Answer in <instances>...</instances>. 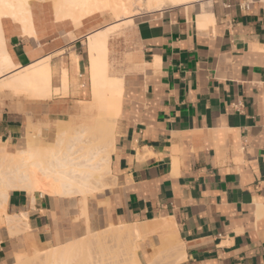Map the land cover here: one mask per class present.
Returning a JSON list of instances; mask_svg holds the SVG:
<instances>
[{"label":"crops","instance_id":"crops-1","mask_svg":"<svg viewBox=\"0 0 264 264\" xmlns=\"http://www.w3.org/2000/svg\"><path fill=\"white\" fill-rule=\"evenodd\" d=\"M197 7L146 12L114 41L126 53L110 154L114 186L95 213L107 227L171 219L184 253L177 264H264V0H211L203 25ZM50 9L31 4L34 35L1 21L13 70L45 57L51 69L49 98L0 94L6 152L24 145L29 119L54 128L89 99L86 35L106 24L84 19L76 28ZM62 68L63 96L53 90ZM40 194L9 192L7 213H25L27 229L11 237L0 228V264L86 234L73 222V196ZM141 239L136 254L148 264L160 237Z\"/></svg>","mask_w":264,"mask_h":264},{"label":"bare ground","instance_id":"bare-ground-1","mask_svg":"<svg viewBox=\"0 0 264 264\" xmlns=\"http://www.w3.org/2000/svg\"><path fill=\"white\" fill-rule=\"evenodd\" d=\"M32 1H36L37 5L47 3L53 10L55 20H69L76 28L84 19L90 21L109 15L116 18V21L86 35L89 99L82 101L80 112L71 120V125L69 127L65 125L67 129L62 126L65 130L46 144L41 135V127L47 126L48 123L32 127L28 120L27 126L32 127L34 131L25 135L22 147L15 152H6L4 144L0 145V228H5L11 237L27 229L25 213H7V198L11 190L25 191L28 195L35 192L50 196L80 194L77 202L80 204L82 215L88 221L85 194L94 189L97 192V188L105 191L112 185V181H109L112 177L110 154L114 145L115 123L120 111L123 78L111 73L108 55L109 38L117 27L125 25L121 34L127 35L126 30L128 32V28L133 24L135 12L158 11L180 5L199 6L197 20L202 25L203 19H207L208 16L211 19L210 12L207 13L205 9V5L210 4L211 0H0V88L17 96L24 94L28 99L51 96V69L48 57L13 70L15 64L6 50L1 21L5 18L15 22L22 29V33L34 35L30 12ZM61 71V87L53 90L63 96L67 95V75L65 69L62 68ZM67 131L71 133L68 137ZM170 220L156 219L146 224L110 225L100 231L90 230L86 222V234L81 238L68 239L67 242L44 248L43 251L33 247V254L34 257L40 258V261L37 259L38 264L47 261L48 264H73L74 261H78L81 256L79 254L84 255L82 259L80 257L79 262L74 263L117 264L115 261L120 259L122 264H140L136 254L138 240L148 234H157L161 244L157 255L148 260V264H165L170 259L172 263L166 264H174L176 260L183 259L184 253L180 242L170 238L169 234L176 236L175 227ZM106 239L107 241L111 239L110 242L116 241L119 247L116 246V250H113L112 246L109 248L111 252L106 247ZM103 244L105 246L102 247ZM91 245H97L98 248L95 246L97 251H93ZM115 251L117 256L112 254ZM109 253L113 256L111 257ZM22 258L20 253H16L13 264H20ZM167 258L169 260L165 262Z\"/></svg>","mask_w":264,"mask_h":264},{"label":"rangeland","instance_id":"rangeland-1","mask_svg":"<svg viewBox=\"0 0 264 264\" xmlns=\"http://www.w3.org/2000/svg\"><path fill=\"white\" fill-rule=\"evenodd\" d=\"M32 3H37L36 1H32ZM44 5L45 3H41L40 5ZM45 7H46V9H48V10H51L50 9V6L49 5H47V3L45 4ZM136 14H135V16L133 17V21H134V19L135 18H139V17H141V16H143L146 12H135ZM55 17V16H54ZM116 18H114V17H112V16H109V15H107V16H105V17H99V18H94V20H98L99 22H102V23H105V24H110V23H113V22H115L116 20H115ZM124 26L125 25H120L119 27H117V29L111 34V36H110V39H109V55H108V60L111 62H109L110 63V68H112V69H110L111 70V73H115V74H118V75H123L124 74V72L126 71V68H125V63H126V53L123 51V50H119L118 48H115V45H114V41H115V39L117 38V37H119V36H122L123 34H121V31L124 29ZM123 27V28H122ZM88 64V61L86 62V65ZM112 64V65H111ZM113 71V72H112ZM0 94H3V96H6L7 98H10V97H12V98H15V99H17L18 101H20L21 99H28L24 94H20V95H15V94H13V93H11V91H5L4 90V88H0ZM76 115H74V116H72L69 120H67V122H69L68 124H65V122L64 121H61V122H59V123H57V124H55L54 125V128H53V122L52 123H49V122H47L48 124H47V126H45L44 125V127L42 126L41 127V135H42V137H44L43 139H44V141L46 142V144L48 143H50V142H52L54 139H55V137H56V135L57 134H59L61 131H63V130H65V128L67 129L70 125H71V120L75 117ZM29 121H30V119H29ZM42 123H44V122H42ZM41 123V124H42ZM32 124V123H31ZM46 124V123H45ZM39 126L40 124H32V127L33 126ZM65 125L66 126H68V127H65ZM62 126H64L63 127V129H62ZM32 127H28L27 126V129H26V132H25V134H24V138H25V135H27L28 134V132H31V133H33V128ZM33 130V131H32ZM53 131H54V134H53ZM69 131H71L72 132V130H69ZM69 131H67V132H69ZM67 132H65V134L67 133ZM73 133V132H72ZM69 134H71L70 132L69 133H67L66 134V136L68 137L69 136ZM51 144H53V143H51ZM110 179H111V177H110ZM114 186V184H112L110 187H108V190H100V189H98L97 188V192H96V189H94V191H91L90 193H87V194H85L86 195V199H87V201H88V203H90L89 204V206H88V209H87V216H88V224H89V227H90V229H95V228H97V229H105V228H107V223H103V222H101L100 220H98V216H97V214L95 213V207H98V206H103V203L101 202V201H98V198L99 197H101V196H104L105 195V193H106V191H109V190H111L112 189V187ZM37 193H39V192H37ZM73 194V195H72ZM72 194H64V195H62V196H75L76 194L75 193H72ZM90 196H89V195ZM78 195V196H77ZM75 197H74V199L75 200H79L80 199V194H77ZM82 197V196H81ZM78 198V199H77ZM76 201V203H75V208L77 209V214L75 213V215H74V217H73V222L75 223V226L77 227V228H81V227H83V228H85L86 227V218H85V216H83L82 215V213H81V210H80V207H79V203ZM94 203V204H93ZM81 213V214H80ZM76 216V217H75ZM170 235V238L172 239V240H175V237L172 235V234H169ZM159 236V235H158ZM109 239V238H108ZM65 240V239H64ZM106 241H107V239H106ZM109 241V242H108ZM106 243H105V241L103 242V243H105L106 244V247H108V249L109 248H111L112 246V248H113V250L116 248V246L117 247H119V245H118V243L116 242V241H113L112 240V242H110L111 241V239L110 240H108ZM107 243H108V245H107ZM105 244H103V245H101L102 247L103 246H105ZM116 244V245H115ZM161 244V243H160ZM92 246V245H91ZM94 246V247H93ZM92 247H91V249L93 250V251H97V248H98V246L97 245H93ZM95 246H97V248L95 247ZM105 247V248H106ZM158 249H159V247H158ZM111 252H112V250L111 249H109ZM116 250V249H115ZM84 251H81V253H83ZM110 252V253H111ZM78 253H80V252H78ZM78 253H75V255L76 256H79V255H81V256H79V259H80V257H81V259H82V256L84 255H82V254H79V255H77ZM109 253V254H110ZM116 251H115V253H112V254H114V255H116ZM21 256L23 257L22 258V261H21V263L20 264H31V262H32V264H36L37 262H38V260L37 259H39V261H40V258L39 257H34V254H33V252L31 253V254H29V253H21ZM27 256V257H26ZM110 256L112 257L113 255H111L110 254ZM117 256V255H116ZM33 257V258H32ZM115 257V256H114ZM116 258V257H115ZM117 258H119V257H117ZM33 259V260H32ZM79 259H78V261H74V262H79ZM114 258H112V260H113ZM37 260V261H36ZM116 260V259H115ZM167 260H169L168 258L165 260V262L167 261ZM171 260V259H170ZM167 261L168 263L169 262H171V261ZM26 261V262H25ZM181 261V259H179V260H176L175 262H173L174 264H177L178 262H180ZM36 262V263H35ZM73 262V264H77V263H74ZM80 262H82V261H80ZM109 263H110V261H108ZM115 262H117V264H118V262L120 263L121 262V260L120 259H117V261H115ZM166 262V263H167ZM48 264L49 262L47 261L46 263L45 262H41V264ZM123 263V262H122ZM122 263H120V264H122ZM165 263V264H166ZM172 263V262H171ZM38 264V263H37ZM79 264V263H78ZM82 264V263H81ZM108 264V263H107ZM112 264H115L114 262L112 263Z\"/></svg>","mask_w":264,"mask_h":264}]
</instances>
